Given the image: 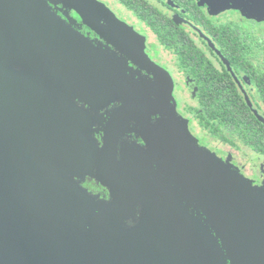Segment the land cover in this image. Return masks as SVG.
I'll use <instances>...</instances> for the list:
<instances>
[{
    "label": "water",
    "instance_id": "water-1",
    "mask_svg": "<svg viewBox=\"0 0 264 264\" xmlns=\"http://www.w3.org/2000/svg\"><path fill=\"white\" fill-rule=\"evenodd\" d=\"M61 1L91 27L93 18L85 9L109 11L98 0H51ZM228 3L238 8L236 0ZM48 9L44 0H0V264H228L227 259L230 264H264L260 189L215 154L190 145V157H185L171 148L173 165L206 206L197 208L199 214L207 216L226 255L198 217L158 180L108 175L111 133L120 112L139 114L143 126L145 117L176 110L171 75L146 54L143 60L163 77V94L149 107L125 103L118 109L105 128L99 157L96 177L114 189L116 203L98 208L68 177L93 174V157L79 130L88 121L69 100L93 105L94 63L92 53L82 49L75 35L72 42L70 31ZM246 101L264 122L251 98ZM138 195L139 221L124 229L122 222L135 218Z\"/></svg>",
    "mask_w": 264,
    "mask_h": 264
},
{
    "label": "flooded vegetation",
    "instance_id": "flooded-vegetation-1",
    "mask_svg": "<svg viewBox=\"0 0 264 264\" xmlns=\"http://www.w3.org/2000/svg\"><path fill=\"white\" fill-rule=\"evenodd\" d=\"M44 1L48 11L78 37L81 45L93 50V105L79 98L69 100L70 94L65 97L85 113L88 121L89 125L79 130L93 157V174L85 171L70 173L68 177L94 198L98 208L116 203L114 189L96 177L99 157L105 128L118 109L125 103L149 107L163 94V77L143 60L146 54L171 75L176 110L145 117L143 126L139 114L129 116L120 112L111 133L114 147L108 175L119 179L145 175L158 180L190 214L198 217L226 255L225 246L207 223V216L199 214L197 208L206 206L181 178L178 165H173L172 159L176 157L171 148L179 149L185 157H190V145L215 154L258 187L264 198V151L245 143L226 125L214 123L209 114L211 96H240L246 104V97H250L264 116V101L259 99L264 97L262 0H236L238 8H230V0H98L109 11L85 9L92 15L94 27L62 1L57 5ZM261 124L264 126V122ZM255 126L252 133L257 137L260 124ZM138 198L135 218L122 222L124 229L139 221L141 195ZM227 263L230 264L228 259Z\"/></svg>",
    "mask_w": 264,
    "mask_h": 264
},
{
    "label": "trees",
    "instance_id": "trees-1",
    "mask_svg": "<svg viewBox=\"0 0 264 264\" xmlns=\"http://www.w3.org/2000/svg\"><path fill=\"white\" fill-rule=\"evenodd\" d=\"M211 110L214 123L226 125L229 129L236 131L245 143L255 146L264 151V126L252 113L243 97L240 96H211ZM264 101V97L259 98ZM260 124V133L256 137L252 130Z\"/></svg>",
    "mask_w": 264,
    "mask_h": 264
},
{
    "label": "rangeland",
    "instance_id": "rangeland-1",
    "mask_svg": "<svg viewBox=\"0 0 264 264\" xmlns=\"http://www.w3.org/2000/svg\"><path fill=\"white\" fill-rule=\"evenodd\" d=\"M95 9H96V8H94V9L91 8V10H92L93 12H95ZM69 39H70L72 42L76 43L75 36L70 35ZM78 42H79V40H78ZM79 44L81 45L80 42H79ZM82 46H83L82 49L85 48L86 51L88 50V51L91 52V53L93 52V50H91V48H89V47H87V46H85V45H83V44H82ZM89 52H88V53H89ZM88 53H87V54H88ZM88 56H89V55H88ZM9 66H10V69H12V70L17 69L15 66H11L10 64H9ZM23 73H25L27 76H29V71H23ZM200 150L203 151L202 149H200Z\"/></svg>",
    "mask_w": 264,
    "mask_h": 264
}]
</instances>
